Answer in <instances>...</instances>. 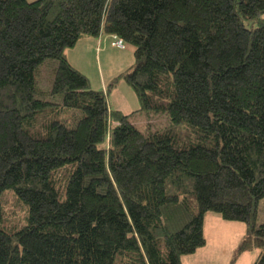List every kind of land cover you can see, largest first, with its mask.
Instances as JSON below:
<instances>
[{"label":"trees","instance_id":"1","mask_svg":"<svg viewBox=\"0 0 264 264\" xmlns=\"http://www.w3.org/2000/svg\"><path fill=\"white\" fill-rule=\"evenodd\" d=\"M263 15L264 0H0V201L25 210L10 228L0 202V264H181L207 214L244 224L238 254L264 264ZM103 34L134 48L112 84L131 115L65 56ZM140 112L168 126L143 133Z\"/></svg>","mask_w":264,"mask_h":264},{"label":"rangeland","instance_id":"2","mask_svg":"<svg viewBox=\"0 0 264 264\" xmlns=\"http://www.w3.org/2000/svg\"><path fill=\"white\" fill-rule=\"evenodd\" d=\"M264 17V15H263ZM85 39H92L86 37ZM111 39L109 40V44ZM82 40L73 48L78 51L81 48ZM124 51L112 48L107 52L94 50L88 52L86 59L75 61L74 69L82 73L88 80L89 86L93 90L103 89V85L107 89V102L112 110H117L122 104L128 105L125 111L139 109V103L133 91L123 82H116L115 87L112 84L118 77L134 64V48L125 44ZM98 48V47H97ZM71 62V61H70ZM51 63V62H47ZM51 76V75H50ZM52 78L49 79L48 71L45 68L39 75V83L41 86L48 88ZM104 88V90H105ZM150 117V118H149ZM60 119L72 123V115L62 113ZM130 122L136 125L141 132H149L163 129L168 126V122L162 116H148V114L140 112L133 114L129 118ZM1 206L6 219V225L10 228H18L22 226L25 218V210L16 201L12 193H5L1 198ZM264 223V199L259 203L257 224ZM224 231H219L216 236L209 235L207 232L208 247L204 252H200L195 257L184 258L186 264H253L254 253L238 254L239 247L246 235L247 228L242 223H232L223 227ZM257 256V252H256ZM253 260V261H252Z\"/></svg>","mask_w":264,"mask_h":264},{"label":"crops","instance_id":"3","mask_svg":"<svg viewBox=\"0 0 264 264\" xmlns=\"http://www.w3.org/2000/svg\"><path fill=\"white\" fill-rule=\"evenodd\" d=\"M85 38L81 39L82 40V45H81V48L78 49L77 52L73 51L74 49H68V50L65 51V56L67 58V61L72 66L76 65L75 61H78L80 59L81 60L86 59V57L88 55V52L94 50L95 46H96V50L97 49L100 50V53L101 52H107V51L110 50V48H109V45H110L109 44V40L111 39V41H112V37H110V36H107V35L103 34L101 37H99L97 39H85ZM115 49L118 50V48H115ZM119 50L120 51H124L125 49H119ZM104 88H105V86L103 85V89ZM125 107L129 108L128 105L122 104L120 108H117V111L121 112L123 115H131V113H133L134 111H136L138 109L137 108V109L131 110V113H130L129 111H125ZM230 224H232V223L231 222L222 221L217 215L207 214L205 216V218H204V227H203L204 237H205V240H206L205 247L197 250L193 255L182 257L181 258V264H186L185 261H183L184 258L195 257L200 252H204L205 250H207L208 242H209L208 237H207V232L208 231H210L209 235L216 236L219 231H224L223 227L228 226ZM251 253H254L255 254L254 257H256V252H251ZM254 260H255V258H254Z\"/></svg>","mask_w":264,"mask_h":264},{"label":"built area","instance_id":"4","mask_svg":"<svg viewBox=\"0 0 264 264\" xmlns=\"http://www.w3.org/2000/svg\"><path fill=\"white\" fill-rule=\"evenodd\" d=\"M112 46L118 47V48H123L121 42H114L112 43Z\"/></svg>","mask_w":264,"mask_h":264}]
</instances>
